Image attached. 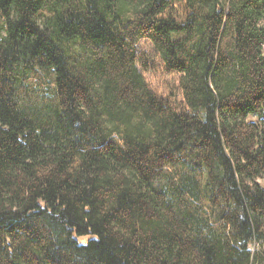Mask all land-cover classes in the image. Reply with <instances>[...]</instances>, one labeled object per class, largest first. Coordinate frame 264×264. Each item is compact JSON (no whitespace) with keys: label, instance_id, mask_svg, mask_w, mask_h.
<instances>
[{"label":"trees","instance_id":"obj_1","mask_svg":"<svg viewBox=\"0 0 264 264\" xmlns=\"http://www.w3.org/2000/svg\"><path fill=\"white\" fill-rule=\"evenodd\" d=\"M253 241L264 0H0V264H264Z\"/></svg>","mask_w":264,"mask_h":264},{"label":"rangeland","instance_id":"obj_2","mask_svg":"<svg viewBox=\"0 0 264 264\" xmlns=\"http://www.w3.org/2000/svg\"><path fill=\"white\" fill-rule=\"evenodd\" d=\"M138 48L147 63L145 69L141 65H139V68L142 70L152 89L164 98L170 99L176 106L182 107L183 99L179 85L180 76L178 74H169L165 71L160 61V55L149 41L141 40L138 44ZM249 119L258 121V118L253 116ZM259 182L262 183L261 180H259ZM250 249L254 255L259 256L260 261L262 262L264 257V247L261 246L260 242L253 241L250 244Z\"/></svg>","mask_w":264,"mask_h":264}]
</instances>
